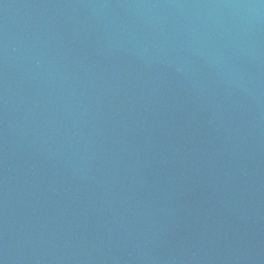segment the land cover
<instances>
[{"label": "water", "instance_id": "water-1", "mask_svg": "<svg viewBox=\"0 0 264 264\" xmlns=\"http://www.w3.org/2000/svg\"><path fill=\"white\" fill-rule=\"evenodd\" d=\"M0 264H264V0H0Z\"/></svg>", "mask_w": 264, "mask_h": 264}]
</instances>
